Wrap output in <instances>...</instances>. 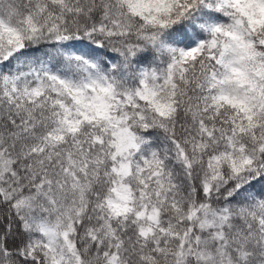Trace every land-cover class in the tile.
I'll list each match as a JSON object with an SVG mask.
<instances>
[{
    "label": "snow or ice",
    "instance_id": "snow-or-ice-1",
    "mask_svg": "<svg viewBox=\"0 0 264 264\" xmlns=\"http://www.w3.org/2000/svg\"><path fill=\"white\" fill-rule=\"evenodd\" d=\"M0 264H264V0H0Z\"/></svg>",
    "mask_w": 264,
    "mask_h": 264
}]
</instances>
